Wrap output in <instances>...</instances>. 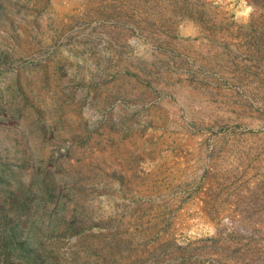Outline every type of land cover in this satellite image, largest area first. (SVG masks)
<instances>
[{"label":"rangeland","instance_id":"obj_1","mask_svg":"<svg viewBox=\"0 0 264 264\" xmlns=\"http://www.w3.org/2000/svg\"><path fill=\"white\" fill-rule=\"evenodd\" d=\"M0 264H264V0H0Z\"/></svg>","mask_w":264,"mask_h":264}]
</instances>
